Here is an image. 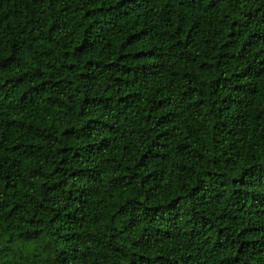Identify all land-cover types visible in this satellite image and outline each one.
<instances>
[{"label":"trees","instance_id":"16d2710c","mask_svg":"<svg viewBox=\"0 0 264 264\" xmlns=\"http://www.w3.org/2000/svg\"><path fill=\"white\" fill-rule=\"evenodd\" d=\"M0 264H264V0H0Z\"/></svg>","mask_w":264,"mask_h":264},{"label":"rangeland","instance_id":"374dc122","mask_svg":"<svg viewBox=\"0 0 264 264\" xmlns=\"http://www.w3.org/2000/svg\"><path fill=\"white\" fill-rule=\"evenodd\" d=\"M2 236V227L0 226V237Z\"/></svg>","mask_w":264,"mask_h":264}]
</instances>
